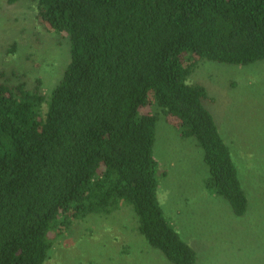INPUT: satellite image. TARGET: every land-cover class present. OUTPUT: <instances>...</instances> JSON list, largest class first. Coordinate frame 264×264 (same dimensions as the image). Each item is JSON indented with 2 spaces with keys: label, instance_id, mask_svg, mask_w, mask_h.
<instances>
[{
  "label": "trees",
  "instance_id": "1",
  "mask_svg": "<svg viewBox=\"0 0 264 264\" xmlns=\"http://www.w3.org/2000/svg\"><path fill=\"white\" fill-rule=\"evenodd\" d=\"M23 0H7L14 5ZM69 39V62L47 94L0 81V264H47L76 220L130 207L137 231L171 264L196 251L166 217L154 154L157 108L193 138L206 189L249 210L230 146L189 78L208 60L264 61V0H36Z\"/></svg>",
  "mask_w": 264,
  "mask_h": 264
},
{
  "label": "rangeland",
  "instance_id": "2",
  "mask_svg": "<svg viewBox=\"0 0 264 264\" xmlns=\"http://www.w3.org/2000/svg\"><path fill=\"white\" fill-rule=\"evenodd\" d=\"M36 0H0V81L49 93L69 62V39L41 20ZM203 85L205 106L230 146L249 199L245 216L205 187L209 168L193 138H182L157 108L154 154L160 166L158 198L176 230L197 254L196 264H264V61L248 66L201 61L189 78ZM130 208L76 220L53 234L47 264H171L137 231Z\"/></svg>",
  "mask_w": 264,
  "mask_h": 264
}]
</instances>
